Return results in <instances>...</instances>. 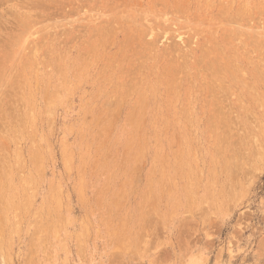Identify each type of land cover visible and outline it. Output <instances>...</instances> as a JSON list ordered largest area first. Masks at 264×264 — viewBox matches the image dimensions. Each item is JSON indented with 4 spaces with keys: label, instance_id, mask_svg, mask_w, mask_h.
<instances>
[{
    "label": "rangeland",
    "instance_id": "obj_1",
    "mask_svg": "<svg viewBox=\"0 0 264 264\" xmlns=\"http://www.w3.org/2000/svg\"><path fill=\"white\" fill-rule=\"evenodd\" d=\"M0 264H264V0H0Z\"/></svg>",
    "mask_w": 264,
    "mask_h": 264
}]
</instances>
